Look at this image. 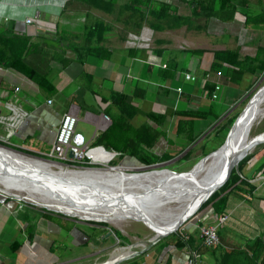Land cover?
<instances>
[{"label":"crops","instance_id":"obj_1","mask_svg":"<svg viewBox=\"0 0 264 264\" xmlns=\"http://www.w3.org/2000/svg\"><path fill=\"white\" fill-rule=\"evenodd\" d=\"M60 1L0 0V34L17 36L25 42L24 62L51 83L50 88H44L24 72L0 62V141L17 150L47 152L55 141L64 114L73 106L79 116L77 131L85 136L92 148L106 151L101 154L102 159L119 158L117 152L101 143L96 144L95 139L112 123L106 110L115 115L120 112L113 98L114 92H122L129 96L128 102L136 109L135 115L132 109L126 110L131 116L127 125L137 128L148 124L163 131L152 152H180L188 144L190 132L198 138L177 156H184L192 149L190 157L185 158L191 161L199 156L197 153L203 154L213 148H206V142L216 132L205 133L206 129L222 124L232 111L229 109L226 113L229 104L237 105L249 93L250 75H245L238 83L220 85L218 97L209 98L203 83L210 55L194 58L188 68L180 67L176 58L164 60L163 57L164 51L169 52L178 42L177 32L184 34L182 40L193 29L182 26L156 31L145 24L137 33L127 30L114 14L87 8L77 0ZM173 3L178 13L191 14L189 4L178 0ZM251 3L252 0H239L235 4L237 15L234 14L233 20H216L235 22ZM28 17L34 20L28 23ZM204 21L200 19L198 23ZM101 22L111 24L112 29L105 38H91L92 29ZM247 28L253 32L257 30L253 26ZM203 29L207 28L196 29V32ZM257 32L263 33L262 30ZM131 34L145 38L137 40L130 38ZM99 45L106 51L100 50L99 55L88 53L91 46ZM258 46L251 52H245L246 46L230 48H240L242 53L253 55ZM218 49L226 48L219 45L215 50ZM107 52L109 57L104 55ZM169 66H176L177 73L175 77L165 79L160 70ZM187 72L198 76L194 88L187 84L190 82L185 78ZM182 78L184 82L178 81ZM240 89L244 93L240 94ZM212 110L217 116L210 115ZM190 111L208 112V115L193 118L182 114ZM149 113L162 117L150 118ZM104 115H108L110 121L105 120ZM181 124L184 129L179 130ZM263 151L261 148L243 168L244 174L251 178L253 189L244 187L246 192L235 191L229 197L226 210L229 220L219 230L221 242L217 245L222 250L248 247L257 238L264 239V175L257 170L263 160ZM121 163L136 165L137 161L126 156ZM36 206L0 193V264H114L126 256L129 258L118 264H188L186 248L191 246L199 250L197 264H217L216 258L220 256L215 247L201 244L199 233L200 225L215 222L218 214L213 209L187 220L181 227V236L189 235V246L182 249L175 246L179 234L164 237L139 254L144 243L124 237L122 243L117 244L116 238H122L115 232L119 229L106 222L80 220ZM129 244L133 248H129Z\"/></svg>","mask_w":264,"mask_h":264},{"label":"trees","instance_id":"obj_2","mask_svg":"<svg viewBox=\"0 0 264 264\" xmlns=\"http://www.w3.org/2000/svg\"><path fill=\"white\" fill-rule=\"evenodd\" d=\"M87 8L99 9L109 14L116 15V20L122 22L127 30H132L137 33L140 32L145 24L156 31H163L166 29H175L182 26H187L189 29H202L207 28V24L212 18H224L225 20H233L234 14H236V2L239 0H178L187 3L191 6L192 12L190 15H183L178 13L177 7L174 6V0L171 2H156V0H77ZM262 1V0H260ZM247 7V6H246ZM248 6L243 11L245 17V25L253 26L254 29L264 30V9L256 13L250 12ZM227 11L228 15L222 12ZM204 19V23L200 24L197 20ZM112 29L111 24L101 22L100 26L95 25L92 29L91 38H105L106 34ZM105 48L101 45L91 46L88 53L99 55L100 50ZM25 51V42H23L17 36H8L6 34H0V62H5L9 67L24 72L29 77L35 79L42 87L50 88L51 83L46 77L38 75L35 69L28 66L22 57ZM106 51V50H104ZM192 54L197 55L200 58L206 56L207 53H211V61L208 64L207 69L204 72L203 89L207 93V96L211 98L213 92L216 90L217 85H223L227 82L238 83L242 81L245 75H250L251 80L248 86V96L242 103H247L248 100L254 94L253 87L258 81L260 75L264 72V46H258L255 53L244 54L240 48H226L209 51L204 48L191 49ZM86 53V54H88ZM109 57V53L104 54ZM81 60L85 58L80 54ZM226 68V70H224ZM177 73L176 66H169L160 70V75L163 78H173ZM141 92V90L139 89ZM129 96L122 92H114V103L118 104L120 112L118 114H112L110 110H106V113L111 117L112 123L106 131L102 132L96 139V144H103L119 154L120 161L126 156H130L137 161L140 165H152L157 163L168 162L174 159L179 153H182L187 146L191 145L198 136H194L190 132L188 137V144H185L180 152L172 153L165 151L161 154H156L151 151L154 145L158 142L159 137L163 134L162 130L153 129L150 125L144 124L140 127L133 128L127 125V120L131 117L127 114V109H132L136 114V109L132 108V104L128 102ZM243 104V105H245ZM213 112V113H211ZM210 115L217 116L212 110ZM240 110L235 111L229 117L220 124L216 130L215 137L223 135L220 143L213 147L211 150L206 151L205 155L216 150L220 147L227 136L228 130L233 125L234 121L240 114ZM184 115L191 116L193 118H205L208 112L190 111L182 112ZM150 118L159 117L161 114L149 113ZM184 129V126L179 128ZM1 144H5L0 141ZM264 149V145H262ZM21 151H27L22 150ZM30 152V151H27ZM192 149L186 152L183 158L188 159L191 155ZM32 153V152H30ZM256 152H253L246 156L239 165L233 170L228 181L216 191L200 208V211L205 208L218 214L226 213L229 197L235 191H247L244 187L253 189L250 183V177H247L244 172V166L256 156ZM110 156V155H108ZM104 157H107L106 155ZM263 160L258 165L257 170L264 175V151L262 154ZM117 165V162H115ZM94 166V165H91ZM103 223V222H101ZM181 228L173 233L174 235L180 234ZM17 243V242H16ZM187 243L184 238L179 236L175 243V246L182 249ZM193 247V246H191ZM220 247V248H219ZM197 248V247H194ZM198 250V248H197ZM218 251V253H215ZM214 254L220 255L217 257V264H229L232 260V264H264V239L257 238L251 246L238 247L232 250H222L221 246H215ZM199 252V250H198ZM216 257V256H215Z\"/></svg>","mask_w":264,"mask_h":264},{"label":"bare ground","instance_id":"obj_3","mask_svg":"<svg viewBox=\"0 0 264 264\" xmlns=\"http://www.w3.org/2000/svg\"><path fill=\"white\" fill-rule=\"evenodd\" d=\"M263 88L247 102L226 144L184 175L157 166L133 172L110 166L74 169L0 146L1 190L71 216L116 225L144 220L160 235L197 208L224 176L234 149L252 137L249 126L264 119ZM170 203L177 206L163 208Z\"/></svg>","mask_w":264,"mask_h":264},{"label":"rangeland","instance_id":"obj_4","mask_svg":"<svg viewBox=\"0 0 264 264\" xmlns=\"http://www.w3.org/2000/svg\"><path fill=\"white\" fill-rule=\"evenodd\" d=\"M62 1H60V2H62ZM250 5H251L250 12H252V13H256V11L259 12L260 10L264 9V0H262V1L252 0V3ZM222 13H224V14L226 13L225 15L229 14V13H227V11L222 12ZM236 15H237V13H236ZM238 17H241V18L235 22H232V23H223V22L220 23V21H217L216 18H214L213 21L210 22V24L209 23L207 24V29H205V30L203 29L200 32H196V28H195V29H193V31L191 33L189 32L186 35V37L182 38V40H181V35L183 33L177 32L176 37L179 38V40L177 39L178 42L174 43V46L170 48L169 52L164 51V54H163V57L165 58L164 60H170L171 58H176L177 63L178 64L180 63L179 66L181 65L180 67L188 68L191 61L194 60V58H198L197 55L192 54V52L190 51L191 49L204 48V49H207L209 51H212V50H215L217 48V46L219 47V45L221 47H224V48H230V47H234V46H239V47L246 46L247 49L245 52H248V51L251 52L255 46L264 45V30H263L262 35L259 34V32H257V30L254 32L249 31L247 27H250V26L244 25L245 17H244V14L242 11ZM198 21H200V20H197V22ZM215 23H219V25L218 24H217L218 26L214 25ZM189 34L192 35V37H194V38H191L189 36ZM226 35H227V37H230V38H223V36H226ZM259 35H261V38H259ZM207 55H210V58H211V53H207L206 56ZM182 63L185 66H183ZM178 81L184 82L183 78L181 80H178ZM195 82L196 81H190V82H187V84H190L191 88H194L196 86ZM263 85H264V72L260 75L258 81L255 83V85L253 87L254 93L258 88H260ZM199 91H201V90L199 89ZM243 91L241 92V89H240L238 92L241 94V93H244ZM248 94L249 93H246L241 98L242 99L241 102L238 103L237 105H235L234 108H231L233 104L230 103L226 113L229 111V109H232V111L229 113V115H231L232 113H234L235 111H238V110L242 111L246 105L245 103H242V102L246 100ZM243 104H245V105H243ZM158 109L159 108H156L155 111H158ZM227 117H229V116H226V118ZM217 128L218 127L214 126L212 129H210V128L206 129L205 133H207L209 131L210 132L211 131L216 132ZM262 132H264V119L262 121L256 123L253 126V128L251 130V136H255V135L260 134ZM222 136L218 135V137H215V135H211V137L208 138L209 140H207V142H206V148L211 149V147L217 146L220 143V141L222 140ZM262 145H264V143L258 145L253 150V152H256V151L258 152L262 148ZM11 147H13V146H11ZM13 148H16V147H13ZM17 149L18 148H16V150ZM17 151L20 153H23L25 155L28 154V156L48 160L46 157H44L42 154H39V153H30V152L21 151V150H17ZM197 155H199V156L195 157L191 161H188V160L183 159V155L180 154L175 159L168 161V162L161 163L157 167L158 168H164V167L170 168L172 170H176V172L178 174L184 175L187 172H189L198 163V161L202 157H204L205 153H203V154L197 153ZM115 162H117V165H115ZM93 165L94 166H92V167H94V168H103V167H108V166H120L124 170L129 171V172L139 170V169H133L134 167L135 168H138V166L142 167V165H140V164H138V165L124 164V163L122 164L120 161V158H118V157L106 158V159H100L99 158V159H96V163ZM64 166H67V165L64 164ZM153 167H156V166H153ZM69 168H73V167H69ZM148 168H152V167H148ZM148 168H146V169L148 170ZM74 169H79V168H74ZM1 187L2 186H0V193L4 194L5 196H10V195H7V193L4 190H1ZM10 197H14V196H10ZM23 201L27 204L35 205L34 204L35 202H33L31 200L26 199ZM174 206L176 207L177 205L175 203L174 204H172V203L164 204L163 208L166 210L169 209L167 211H170V209H172ZM36 207H38L40 209L42 208L41 205L39 206V204ZM208 210H209V208H205L202 211H200V209H199L190 219L195 218V216L198 217L200 214H202ZM79 219L81 220V218H79ZM82 220H84V219H82ZM93 222H96V221H93ZM105 222L109 226L116 228V229H119V230H116L115 232H117V234L122 238H119V239L116 238L117 244L122 243L121 240L125 237V238H128L130 241H137V243H146V245H149L150 240L154 236H156L155 232L157 229L153 225H152L153 226L152 227L149 224L145 223L144 220L137 221L136 219H126L117 225L112 224L109 221H105ZM173 236H176V235L171 234V235H168L166 237L172 238Z\"/></svg>","mask_w":264,"mask_h":264},{"label":"built area","instance_id":"obj_5","mask_svg":"<svg viewBox=\"0 0 264 264\" xmlns=\"http://www.w3.org/2000/svg\"><path fill=\"white\" fill-rule=\"evenodd\" d=\"M34 19L28 17L26 21L31 23ZM130 38H145L131 34ZM185 78L189 81H197L198 76L193 73H185ZM220 85L216 86V90L213 92L211 98L216 99L218 97V91L220 90ZM181 91V88H178ZM235 105H233L234 107ZM232 107V108H233ZM105 120L110 121L108 115H104ZM79 116L76 113V110L73 106L64 114L60 127L57 131L55 141L51 149L47 152L42 153L48 161H55L60 164H65L68 167L73 168H89V166L96 163V159H102V155L106 151L102 148H92L91 143L85 138V136L77 131V123ZM212 126L210 129H212ZM73 153V156H70V153ZM102 154V155H101ZM110 154V153H109ZM107 154V156L109 155ZM101 155V156H100ZM7 193V192H6ZM7 195L13 196L15 194ZM229 220V214L224 213L218 215L213 224L210 225H200L199 233L201 238V244L210 247H215L220 244L219 230L227 223ZM185 242H189V235L184 233L182 235ZM189 246L187 245L185 247ZM186 253L188 255V264H197L198 263V250L194 247L186 248Z\"/></svg>","mask_w":264,"mask_h":264},{"label":"water","instance_id":"obj_6","mask_svg":"<svg viewBox=\"0 0 264 264\" xmlns=\"http://www.w3.org/2000/svg\"><path fill=\"white\" fill-rule=\"evenodd\" d=\"M259 90V88L255 91V93ZM255 93L252 95V97L255 95ZM252 97L249 99L251 100ZM248 100V101H249ZM247 104V103H246ZM246 106V105H245ZM244 109V108H243ZM242 112V111H241ZM240 112V114H241ZM240 114L239 116L236 118V120L234 121L233 125L230 127V129L228 130V133H227V136H226V139L224 141V143L218 147L216 150L210 152L209 154H207L206 156L202 157L198 162H200L201 160H203L204 158H207L209 157L210 155H212L213 153L217 152L218 150H220L225 144L226 142L228 141L229 137H230V134H231V130L234 128V126L236 125L239 117H240ZM251 125L249 126L248 130H247V135H249L250 131L252 130L251 129ZM263 135V137L261 136ZM264 143V132L260 133V134H257L255 136H252L250 138L246 137L245 140H244V143L243 145L240 147V148H236L234 149V151L231 153V156H230V160H229V164H228V167H227V170L224 174V176L222 177V179L217 182V184L209 191L208 195L203 198L201 200V202L199 203V205L197 206V208L192 212L190 213L189 215L185 216L184 218H182L180 221L177 222V224L171 229V230H168L167 232L165 233H162L160 235H156L154 236L151 240H150V244H154L156 243L157 241H159L160 239L168 236V235H171L173 233H176L182 226L183 224L189 220L199 209L200 207L216 192L218 191L227 181L228 179L230 178L233 170L239 165V163L246 157L248 156L249 154H251L253 152V150L260 144ZM0 146L2 147H6V148H10V149H13V150H16V148H13L11 146H7V145H3L0 143ZM17 151V150H16ZM70 156H73V153L71 152L70 153ZM164 163V162H163ZM161 163H157V164H152V165H142L141 166H138V168H148V167H153V166H158L160 165ZM110 167H120V166H110ZM90 168H94V167H90ZM168 170L170 168H167ZM172 170V169H170ZM173 171H176V170H173ZM13 195V194H12ZM14 197H17L19 198L20 200H26L25 198H20L16 195H13ZM35 205H38L37 203H34ZM40 206V205H39ZM42 208L46 209V210H53L55 212H60V213H63L65 214V212L63 211H60V210H56V209H51L49 208L48 206H45V205H41ZM68 215V214H66ZM74 217H78V218H81V219H84V220H93V221H97V222H105L106 220H98V219H89V218H86V217H82V216H79V215H73ZM145 245L143 244V248L140 250V252H138L139 254H142V253H145L146 251H148L149 247L151 245ZM129 248H133L132 245H129L128 246ZM134 255V254H133ZM126 258H129V256H126V257H123L121 258L120 260H117L114 262V264H118L119 261L123 260V259H126Z\"/></svg>","mask_w":264,"mask_h":264},{"label":"clouds","instance_id":"obj_7","mask_svg":"<svg viewBox=\"0 0 264 264\" xmlns=\"http://www.w3.org/2000/svg\"><path fill=\"white\" fill-rule=\"evenodd\" d=\"M7 146H9L8 144H6ZM92 167V166H89V168ZM52 211V210H51ZM220 236V235H219Z\"/></svg>","mask_w":264,"mask_h":264}]
</instances>
